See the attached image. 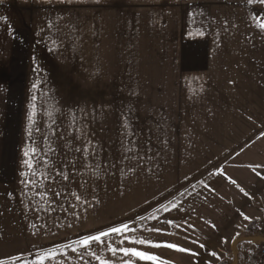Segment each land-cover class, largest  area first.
Here are the masks:
<instances>
[{
    "label": "crops",
    "instance_id": "obj_1",
    "mask_svg": "<svg viewBox=\"0 0 264 264\" xmlns=\"http://www.w3.org/2000/svg\"><path fill=\"white\" fill-rule=\"evenodd\" d=\"M261 23L264 4L247 0H0V261L41 264L40 256L55 252L43 264H100L95 252L113 264H156L110 250L122 247L167 264L223 261L235 236L264 217ZM66 43L88 75L79 78L88 84L83 89L169 92L122 131L116 163L108 116L100 150L76 144L67 156L59 142L26 143L33 64L61 58L55 52ZM129 58L153 63L148 70L115 71L114 60ZM115 75H138L146 86H117ZM125 134L136 158H127ZM31 147L38 149L33 170H63L71 179L32 175L23 163ZM73 158L76 172L64 167ZM26 179L37 184L21 183ZM121 224L130 230L87 247L76 243ZM139 239L150 243H135ZM157 243L190 251L153 247Z\"/></svg>",
    "mask_w": 264,
    "mask_h": 264
},
{
    "label": "rangeland",
    "instance_id": "obj_2",
    "mask_svg": "<svg viewBox=\"0 0 264 264\" xmlns=\"http://www.w3.org/2000/svg\"><path fill=\"white\" fill-rule=\"evenodd\" d=\"M72 48L73 44H62L61 49L55 52L56 55H61V58L51 57L48 59L44 57L35 60L33 64L26 92L24 120V130L27 133L26 143L32 142L34 146H37L49 142L50 146H57V142H59L60 146L62 144L66 146L67 156L73 152L72 148L76 144L92 145L100 150L105 147V129L108 116V120L109 118L110 120L113 119L116 163L122 157V131L125 129L128 131L129 126H132L131 120H136L139 114L152 113L153 105L157 104L154 99L168 98L169 92L163 91L159 95L155 90H114L107 92L83 89L88 84L84 81L80 82L79 78L88 79V75H85L83 67L80 69L79 60L74 59ZM114 61L116 64L115 71L118 72H121L123 67L125 71L130 70V72L138 70V68L148 70L153 63L151 59L135 58ZM80 70L82 76H80ZM115 77L119 80L117 86H121V82L127 87L146 86V84L139 83L142 80L138 81V75H115ZM122 77L124 81L120 80ZM146 81L149 82L148 79ZM50 113L51 115H49ZM135 125L136 123H133V126ZM124 137L126 138L124 146L127 158H136L137 155L135 154L129 156L130 148H133V145L129 143L126 134ZM26 145L28 146V144ZM146 210H149V207L131 214L128 220H134ZM260 234L264 235V217L256 219L243 234L235 236L232 245H227L226 258L221 262H225V264H247V259L255 252L257 238ZM202 263L218 264L219 262Z\"/></svg>",
    "mask_w": 264,
    "mask_h": 264
},
{
    "label": "snow or ice",
    "instance_id": "obj_3",
    "mask_svg": "<svg viewBox=\"0 0 264 264\" xmlns=\"http://www.w3.org/2000/svg\"><path fill=\"white\" fill-rule=\"evenodd\" d=\"M248 3H254V2H258L260 4H264V0H247ZM260 27L262 29H264V23L260 24ZM201 35H203V33H201ZM51 115V113L49 114ZM29 119H31V117H29ZM31 135V133H29ZM52 150V149H50ZM76 152H81L84 151V149L81 148H75ZM38 153V149L36 147H31L29 150H26L24 152V156L27 157V159H25L23 161L24 165L30 169L33 170L34 168V162H36L35 160V155ZM70 165L71 167V171L72 172H76L78 171L77 169V161L75 158L69 160L64 167H68ZM88 167H91L90 165H88ZM32 175H37L39 174L42 177H45L47 179H52V180H56V177L59 176L62 180L64 181H69L71 179L70 175L68 174V172H65L63 170H57L55 175H53L52 172H38V170H33ZM22 176L24 177H28L29 176V172L25 171L21 173ZM21 183L25 184V185H36L37 181L35 180H30V179H26V180H22ZM233 183H235V181H233ZM82 187V185H81ZM61 193L56 192L55 190H53V195H60ZM36 195H42L41 193H36ZM71 195L75 197L76 200H82V196L81 194L77 193V192H71ZM162 207H164L162 205ZM165 211H168L167 207H164ZM141 219H143V217H141ZM245 219H250L249 217H245ZM167 223H172V221H167ZM129 225L128 224H121L118 227H111L110 229H108L107 231H101L96 235H88V236H84L81 240L76 241L77 244L79 245H84V246H90L93 242H99V243H103V237H107L109 236L111 233H121V232H127L129 231ZM155 231H159V229H154ZM238 235V234H237ZM135 243L137 244H145V243H150V241L144 240V239H139L136 240ZM167 247L170 249H177L178 251L181 252H187L190 251L189 249L183 248V247H179L177 244H173V243H166L164 245H161L159 243L154 244L153 247L159 248V247ZM67 247V245L65 246ZM201 247H203V245H201ZM111 252L113 253V255H115L117 253V251L124 253L125 256H136L139 257L142 260H150V261H155L156 264H167L166 261H162L161 258L159 256H156L152 253L146 252V251H141L138 250L135 247H122V248H111L110 249ZM56 253L52 252V253H48L45 255L40 256L38 259L41 262V264H43V261L45 259L48 258V256H54ZM92 255L100 261V264H113V262L111 260L108 259H102L100 256L96 255L95 252L92 253ZM193 255H196V253H193ZM213 255L215 256L216 253H213ZM0 264H4L3 261H0ZM122 264H133V262L129 259V260H124L122 262Z\"/></svg>",
    "mask_w": 264,
    "mask_h": 264
},
{
    "label": "built area",
    "instance_id": "obj_4",
    "mask_svg": "<svg viewBox=\"0 0 264 264\" xmlns=\"http://www.w3.org/2000/svg\"><path fill=\"white\" fill-rule=\"evenodd\" d=\"M247 264H264V241L257 243L255 252L247 259Z\"/></svg>",
    "mask_w": 264,
    "mask_h": 264
},
{
    "label": "trees",
    "instance_id": "obj_5",
    "mask_svg": "<svg viewBox=\"0 0 264 264\" xmlns=\"http://www.w3.org/2000/svg\"><path fill=\"white\" fill-rule=\"evenodd\" d=\"M250 227V226H249ZM218 264H225V262H219Z\"/></svg>",
    "mask_w": 264,
    "mask_h": 264
},
{
    "label": "water",
    "instance_id": "obj_6",
    "mask_svg": "<svg viewBox=\"0 0 264 264\" xmlns=\"http://www.w3.org/2000/svg\"><path fill=\"white\" fill-rule=\"evenodd\" d=\"M260 239H261V240H264V236H261Z\"/></svg>",
    "mask_w": 264,
    "mask_h": 264
}]
</instances>
